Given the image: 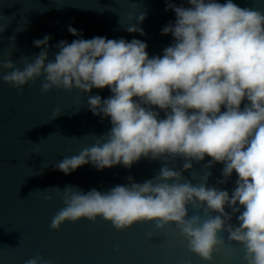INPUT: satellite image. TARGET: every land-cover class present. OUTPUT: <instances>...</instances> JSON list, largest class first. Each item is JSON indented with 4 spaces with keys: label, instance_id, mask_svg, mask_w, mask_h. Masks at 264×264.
I'll return each instance as SVG.
<instances>
[{
    "label": "clouds",
    "instance_id": "9594fccd",
    "mask_svg": "<svg viewBox=\"0 0 264 264\" xmlns=\"http://www.w3.org/2000/svg\"><path fill=\"white\" fill-rule=\"evenodd\" d=\"M187 4L167 0L166 10H174L176 20L161 30L174 37L163 56L150 57L148 44L139 39L96 36L61 40L50 59L52 37L46 35L34 41L42 51L23 68L11 57L0 59V78L20 90L43 77L45 93L53 88L83 93L109 88L113 93L106 99L88 97L89 109L110 118L112 127L78 155L65 157L57 165L65 174L88 163L102 171L120 164L131 168L143 157L184 159L182 170L165 163L154 179L137 183L129 177V185L105 193L65 188V206L52 218L53 229L84 217H103L118 230L142 221H155L159 229L175 223L190 251L208 264H215L214 254L223 243L220 234L227 231L230 241L244 245L246 264H264V11L234 0ZM145 19L146 13L141 14L138 24ZM138 24L126 30L144 35ZM6 29L0 25V33ZM68 30L81 35L72 26ZM61 112L57 109L53 119ZM206 156L212 158L209 167L224 164V179L218 183L238 174L231 195L208 185L210 173L195 185L185 178L192 161ZM189 205L203 215L190 216ZM226 207L239 213L238 225L231 223L233 215ZM26 264L51 261L37 257Z\"/></svg>",
    "mask_w": 264,
    "mask_h": 264
},
{
    "label": "water",
    "instance_id": "95a60500",
    "mask_svg": "<svg viewBox=\"0 0 264 264\" xmlns=\"http://www.w3.org/2000/svg\"><path fill=\"white\" fill-rule=\"evenodd\" d=\"M172 2L189 6L187 0ZM234 2L264 11V0ZM166 3L167 0H0V25H7L6 31L0 33V59L11 57L23 68L26 61L42 51L34 41L46 35L52 37L50 59L58 52L59 41L71 43L96 36L139 39L148 44L150 57L163 56L174 37L161 30L176 20V13L166 10ZM145 13L146 19L138 24V17ZM132 24H138L145 34L128 32ZM69 26L81 35H73ZM13 36L15 41L11 40ZM42 80L43 77L29 82L20 90L0 78V264H26L37 257L51 264H208L190 251L175 223L159 229L155 221H142L118 230L103 217L95 221L84 217L66 221L60 229L51 227L52 218L65 206V188L105 193L117 185H129V177L137 183L154 179L165 163L182 170L184 159L177 157L167 162L143 157L131 168L120 164L102 171L88 163L65 174L57 165L67 156L78 155L112 127L110 118L97 116L89 109L88 97L98 94L106 99L113 93L109 88H94L91 93L53 88L45 93ZM57 109L62 112L53 119ZM156 110L165 118L163 110ZM210 160L209 156L203 161L193 160V168L183 173L185 178L195 185L210 173L208 185L228 190L231 195L238 174L234 172L227 183H218L224 179V164L217 162L209 167ZM48 195L51 200L46 198ZM226 211L232 214L230 208L226 207ZM202 212L189 205L190 216L203 215ZM232 215L231 223L238 225L239 213ZM220 235L223 243L214 254L215 264H246L244 245L230 241L227 231Z\"/></svg>",
    "mask_w": 264,
    "mask_h": 264
}]
</instances>
